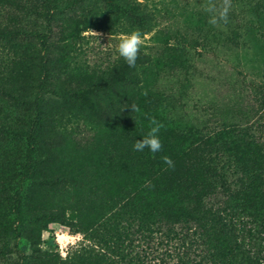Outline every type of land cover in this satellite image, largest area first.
Masks as SVG:
<instances>
[{
	"label": "rangeland",
	"instance_id": "obj_1",
	"mask_svg": "<svg viewBox=\"0 0 264 264\" xmlns=\"http://www.w3.org/2000/svg\"><path fill=\"white\" fill-rule=\"evenodd\" d=\"M138 1L153 23L152 30L142 35L141 50L152 60L138 69L140 83L122 80L124 70L116 63L120 58L119 38L134 30L113 10L107 11L104 1L92 0L86 3L87 9L65 18V29L72 33L82 26V13L95 15L94 22L86 29L79 28V34L67 40L70 42L63 50L50 53L58 69L47 82L63 90L44 96L42 106L47 113L36 134L38 142L42 141L38 154L43 159L32 177L24 181L23 214L0 236L11 252L16 246L24 249V264H58L84 245L98 248V240L84 231L78 217L96 226L99 222L95 216L103 208L102 196L117 198L139 171L149 173V177L169 173L171 168L163 162V156L171 157L181 180L194 182L199 172L204 174L200 166L206 156L200 147L204 134L219 126L245 122L251 116L249 106L259 105L260 93L255 91L262 79L247 72L256 80L248 97L238 75L241 54H232L223 45L228 22H209V0ZM214 3L218 16L223 0ZM230 3L228 12L236 16L228 17L240 15L243 22L250 18L239 5ZM105 4L112 8L109 2ZM35 7L34 0L0 3V27L34 30L42 20ZM256 25L257 29L241 36V51L242 56L252 57L264 68V20ZM29 42V38L19 39L22 45ZM13 55L8 44H0V80L14 83V88L20 77ZM133 104L138 112H132ZM15 106L12 99L0 93V125L16 113ZM150 117L165 126L159 133L163 149L155 154L147 148L134 151L135 142L149 131ZM186 150H190L189 160L183 163L180 156ZM7 153L11 158H6ZM21 163V147L0 132V196L13 193L5 187L6 181H13L17 187L23 173ZM196 165L199 168L195 169ZM2 204L4 201H0V207ZM54 209L65 210L64 221L47 224L44 219L27 218ZM60 234L66 238L60 239ZM0 264H12V256H1Z\"/></svg>",
	"mask_w": 264,
	"mask_h": 264
},
{
	"label": "trees",
	"instance_id": "obj_2",
	"mask_svg": "<svg viewBox=\"0 0 264 264\" xmlns=\"http://www.w3.org/2000/svg\"><path fill=\"white\" fill-rule=\"evenodd\" d=\"M10 1L13 0H0V3ZM90 1L34 0L35 11L42 19L34 30L0 27V44L6 43L13 49L20 77L14 88V83L0 80V93L12 99L18 109L0 125V132L21 147L23 166L17 187L13 181L5 180V187L13 193L0 196V201H4L0 207V236H4L3 230L6 232L9 223H17L23 214L24 181L32 177L36 165L43 159L38 154L42 141L38 142L36 134L47 113L42 106L44 96L61 94L63 90L47 82L58 69L50 53L63 50L70 42L67 40L79 34V28L86 29L94 22L95 15L82 13V26L72 33L65 29L66 16L87 9L86 3ZM102 1L109 2L112 8L103 3L104 8L113 10L133 30H139L142 35L152 30V18L140 1ZM230 1L250 18L243 22L240 15L228 17L223 45L232 54H241L242 69L238 75L248 97L256 80L249 78L247 72L256 73L253 75L262 79L255 91L260 93L259 105L249 106L251 116L245 122L219 126L204 134V140L200 141L206 154L200 161L204 174L198 171L197 182L196 179L189 183L181 180L174 168L170 169L171 173L165 171L150 177L149 173L139 171L131 185L117 193V198L102 196L103 208L95 216L99 222L96 226L83 223L77 216L84 231L98 240V248L84 245L58 264H264V68L252 57L243 55L244 59L241 51V36L257 29L256 23L264 20V0ZM21 38H29L30 42L22 45ZM231 58L233 61L234 56ZM151 60V55L141 49L135 67H129L122 57L116 59L124 70L121 79L126 83H140L138 69ZM189 153L186 150L181 154L183 163L188 162ZM6 158L11 155L7 153ZM27 218L44 219L47 224L64 221L65 210L54 209ZM18 235L22 236L20 230ZM6 245L0 240V257L11 255L12 264H24V249L16 246L11 252Z\"/></svg>",
	"mask_w": 264,
	"mask_h": 264
},
{
	"label": "clouds",
	"instance_id": "obj_3",
	"mask_svg": "<svg viewBox=\"0 0 264 264\" xmlns=\"http://www.w3.org/2000/svg\"><path fill=\"white\" fill-rule=\"evenodd\" d=\"M231 7L230 0H223V5L219 10V15H216L217 7L214 3V0H209V3L206 7V11L211 14L210 23L215 25L219 21H223L224 23L228 22V11ZM90 32L98 36V33L89 29ZM144 43L142 38V34L139 30H134L129 34L122 35L119 38L118 44V53L119 56L122 57L129 67H135L136 61L139 58L140 49ZM132 112L139 111L138 106L131 105ZM164 124L158 121L155 117L149 118V131L143 137L142 140H137L133 146L134 151H144V149H149L153 154L162 151L163 144L160 140L159 133L162 128H164ZM162 160L165 164H167L170 168H174V161L169 156H163Z\"/></svg>",
	"mask_w": 264,
	"mask_h": 264
},
{
	"label": "bare ground",
	"instance_id": "obj_4",
	"mask_svg": "<svg viewBox=\"0 0 264 264\" xmlns=\"http://www.w3.org/2000/svg\"><path fill=\"white\" fill-rule=\"evenodd\" d=\"M64 238H66V235L60 234V239H64Z\"/></svg>",
	"mask_w": 264,
	"mask_h": 264
}]
</instances>
